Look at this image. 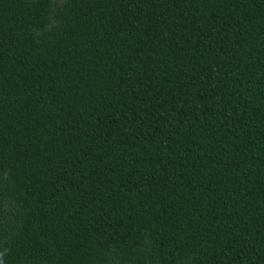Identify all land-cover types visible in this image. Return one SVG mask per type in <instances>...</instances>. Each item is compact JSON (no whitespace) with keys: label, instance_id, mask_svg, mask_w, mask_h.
I'll return each instance as SVG.
<instances>
[{"label":"trees","instance_id":"obj_1","mask_svg":"<svg viewBox=\"0 0 264 264\" xmlns=\"http://www.w3.org/2000/svg\"><path fill=\"white\" fill-rule=\"evenodd\" d=\"M0 264H264V0H0Z\"/></svg>","mask_w":264,"mask_h":264}]
</instances>
